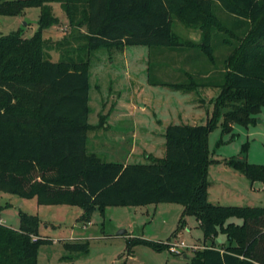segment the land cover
Instances as JSON below:
<instances>
[{
    "label": "trees",
    "instance_id": "16d2710c",
    "mask_svg": "<svg viewBox=\"0 0 264 264\" xmlns=\"http://www.w3.org/2000/svg\"><path fill=\"white\" fill-rule=\"evenodd\" d=\"M51 1L60 2L69 25L85 26L82 37L89 51L100 45L145 44L195 48L213 60L214 30H226L213 4L239 18L245 26L241 34L217 38L228 51L215 82L219 90L211 116L204 123H168L162 129L163 156H149L146 163L103 161L87 152L86 130L93 126L87 122V57L45 56L42 31L58 22ZM31 5L40 7L31 36L20 29L0 34V188L36 195L38 202L76 204L85 221L105 204L180 202L182 214L193 213L202 231V246L193 249L190 264H264V206L209 202L205 172L206 134L220 108L222 130H228L233 121L253 122L264 106V0H0V14H16ZM173 17L199 29L200 41L176 35ZM169 84L184 90L197 85ZM225 162L264 183L263 163L239 156ZM19 217L17 228L0 221V264H37L39 244L48 240L39 235L37 214L20 210ZM217 230L228 243L205 244ZM126 243L127 252L135 243L166 247L135 236ZM63 247L85 251L87 242L65 241Z\"/></svg>",
    "mask_w": 264,
    "mask_h": 264
},
{
    "label": "rangeland",
    "instance_id": "374dc122",
    "mask_svg": "<svg viewBox=\"0 0 264 264\" xmlns=\"http://www.w3.org/2000/svg\"><path fill=\"white\" fill-rule=\"evenodd\" d=\"M49 3L58 22L42 31L45 56L52 60L76 58L78 54L87 57V122L93 126L86 130L85 147L103 161L149 162V156L164 154L162 129L168 123H204L212 114V99L219 90L215 82L221 78L222 58L228 51L217 38L241 34L245 28L239 18L214 3V13L226 30H214L213 60L195 48L145 44L100 45L89 51L82 37L85 26L69 25L60 2ZM39 13L38 5L16 14L1 13L0 34L20 29L23 36H31L38 28ZM171 29L182 39H201L199 29L185 27L175 17ZM170 82L197 85L184 90ZM223 110L220 108L206 134V199L221 205L264 206V183L251 181L225 162L239 156L264 164V106L255 113L253 122L244 125L233 121L228 130H222ZM0 203L1 222L11 227L19 226L20 210L39 216V235L48 240L39 244L37 264H190L193 249L203 243L194 214H182L183 204L175 201L105 204L102 209L95 207L87 221L79 219L82 208L76 204L38 202L36 195L26 197L5 188H0ZM228 220L241 221L237 217ZM122 228L125 232L117 234ZM131 236L161 243L176 238L187 247L174 254L165 246L155 249L135 243L127 252ZM65 241H86L87 249L66 250ZM211 242L216 246L228 243L219 230L204 241Z\"/></svg>",
    "mask_w": 264,
    "mask_h": 264
},
{
    "label": "built area",
    "instance_id": "2783aa9c",
    "mask_svg": "<svg viewBox=\"0 0 264 264\" xmlns=\"http://www.w3.org/2000/svg\"><path fill=\"white\" fill-rule=\"evenodd\" d=\"M165 244H166V248L168 249V251L169 252H171V253H181L182 252V250L185 248V247H187L185 244H184V242L181 240V239H176V238H174V239H172V240H167L166 242H165ZM194 246V245H193ZM192 246V247H193Z\"/></svg>",
    "mask_w": 264,
    "mask_h": 264
},
{
    "label": "water",
    "instance_id": "95a60500",
    "mask_svg": "<svg viewBox=\"0 0 264 264\" xmlns=\"http://www.w3.org/2000/svg\"><path fill=\"white\" fill-rule=\"evenodd\" d=\"M123 232H125V229H124V228H122V229H118V230L116 231L117 234H119V233H123Z\"/></svg>",
    "mask_w": 264,
    "mask_h": 264
},
{
    "label": "crops",
    "instance_id": "0c3cea01",
    "mask_svg": "<svg viewBox=\"0 0 264 264\" xmlns=\"http://www.w3.org/2000/svg\"><path fill=\"white\" fill-rule=\"evenodd\" d=\"M0 221H1V218H0ZM14 228H17V227H14ZM183 256H185V254L183 253Z\"/></svg>",
    "mask_w": 264,
    "mask_h": 264
}]
</instances>
